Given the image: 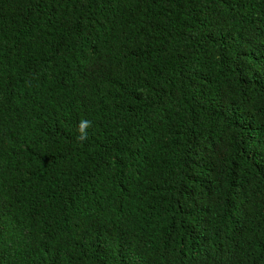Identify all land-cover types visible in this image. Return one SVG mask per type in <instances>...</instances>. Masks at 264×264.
I'll list each match as a JSON object with an SVG mask.
<instances>
[{"label":"trees","instance_id":"16d2710c","mask_svg":"<svg viewBox=\"0 0 264 264\" xmlns=\"http://www.w3.org/2000/svg\"><path fill=\"white\" fill-rule=\"evenodd\" d=\"M0 264H264V0H0Z\"/></svg>","mask_w":264,"mask_h":264},{"label":"clouds","instance_id":"9594fccd","mask_svg":"<svg viewBox=\"0 0 264 264\" xmlns=\"http://www.w3.org/2000/svg\"><path fill=\"white\" fill-rule=\"evenodd\" d=\"M91 126H92V122L91 121L82 120L80 122V125H79V131L82 133V135L79 136L78 139H81V140L87 139V135H86L85 129L89 128Z\"/></svg>","mask_w":264,"mask_h":264}]
</instances>
